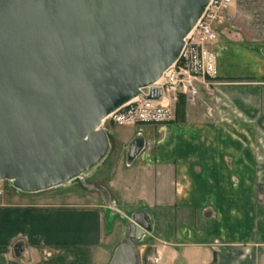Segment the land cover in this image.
I'll return each mask as SVG.
<instances>
[{"label":"crops","instance_id":"0c3cea01","mask_svg":"<svg viewBox=\"0 0 264 264\" xmlns=\"http://www.w3.org/2000/svg\"><path fill=\"white\" fill-rule=\"evenodd\" d=\"M229 11L211 45L212 102L199 95L181 122L135 124L140 152L95 181L108 199L3 192L0 264H108L141 209L152 225L135 245L138 264H264V0H233Z\"/></svg>","mask_w":264,"mask_h":264},{"label":"water","instance_id":"95a60500","mask_svg":"<svg viewBox=\"0 0 264 264\" xmlns=\"http://www.w3.org/2000/svg\"><path fill=\"white\" fill-rule=\"evenodd\" d=\"M208 2L0 0V181L34 193L90 174L110 150L103 119L160 79ZM142 147L130 141L128 164ZM151 225L136 211L108 264H138Z\"/></svg>","mask_w":264,"mask_h":264},{"label":"built area","instance_id":"2783aa9c","mask_svg":"<svg viewBox=\"0 0 264 264\" xmlns=\"http://www.w3.org/2000/svg\"><path fill=\"white\" fill-rule=\"evenodd\" d=\"M233 0H209L201 16L184 39L177 60L160 79L140 88L133 99L112 111L102 122L111 125L128 123H167L174 119V107L183 96L186 103L195 102L200 90L208 92L216 83V55L211 45L217 40V28L232 21L229 11ZM143 95L158 96L145 99ZM0 181V195L3 193Z\"/></svg>","mask_w":264,"mask_h":264},{"label":"rangeland","instance_id":"374dc122","mask_svg":"<svg viewBox=\"0 0 264 264\" xmlns=\"http://www.w3.org/2000/svg\"><path fill=\"white\" fill-rule=\"evenodd\" d=\"M208 92H206L205 90H200V98L202 97V99H205L206 102H212V100H210L207 96ZM190 105H192L191 103H187L186 106L189 107ZM140 125V123L138 124ZM101 127L106 131L107 135H112L115 138V141L117 142L115 146H112L110 148V151L108 152L106 158L90 173L88 174L86 177H82V178H76L74 180L71 181V183L67 186L62 187V186H57V187H53L50 189H54V190H62V189H73V190H81V191H85L87 193H89L92 196H98V192L91 188L92 182L97 181L98 179H101L100 176L103 175V173L105 171H112V169L114 168V163H116L117 161H121V166L119 165V169H122L123 167V160H124V156H125V152L127 151L128 147H127V141L129 140V138H133L134 134H135V130L138 129L135 124L133 123H128V124H123V125H111L106 121L102 122ZM113 167V168H112ZM103 181V180H102ZM81 182L83 184L88 183V187H84L82 186ZM2 185V190L3 192H6L7 189H13L10 186L9 181H3L1 183ZM49 190V189H48ZM138 248V246H137Z\"/></svg>","mask_w":264,"mask_h":264},{"label":"trees","instance_id":"16d2710c","mask_svg":"<svg viewBox=\"0 0 264 264\" xmlns=\"http://www.w3.org/2000/svg\"><path fill=\"white\" fill-rule=\"evenodd\" d=\"M185 108H186V101L183 96H179L178 101L174 107V122H181L185 119Z\"/></svg>","mask_w":264,"mask_h":264}]
</instances>
